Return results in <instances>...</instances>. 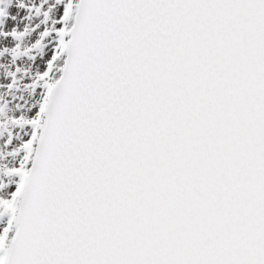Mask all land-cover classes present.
Here are the masks:
<instances>
[{
  "label": "snow or ice",
  "instance_id": "obj_1",
  "mask_svg": "<svg viewBox=\"0 0 264 264\" xmlns=\"http://www.w3.org/2000/svg\"><path fill=\"white\" fill-rule=\"evenodd\" d=\"M0 264H264V0H0Z\"/></svg>",
  "mask_w": 264,
  "mask_h": 264
}]
</instances>
